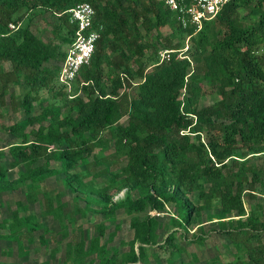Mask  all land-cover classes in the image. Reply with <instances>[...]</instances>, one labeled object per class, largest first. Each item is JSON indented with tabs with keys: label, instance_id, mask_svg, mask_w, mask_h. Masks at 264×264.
<instances>
[{
	"label": "trees",
	"instance_id": "trees-1",
	"mask_svg": "<svg viewBox=\"0 0 264 264\" xmlns=\"http://www.w3.org/2000/svg\"><path fill=\"white\" fill-rule=\"evenodd\" d=\"M80 2L95 8L103 29L68 91L58 82L65 50L21 24L50 12L59 30L65 29L57 38L67 46L76 28L67 10ZM176 22L159 0H0V117L6 96L10 109L23 114L14 123L1 124L14 141L7 150L0 149V193L22 188L27 203H18L17 209L27 210L37 201L45 177L60 174L66 188L86 199L84 207L75 204L68 210L65 202L43 191V213L58 220L64 234L63 219L86 216L91 203L104 215L87 246L79 236L67 244L64 259L36 264H67L68 259L79 264L86 258L87 264H146L147 247H153L154 259L164 253L165 264H175L184 252L175 238L185 239L176 228L187 232L191 225L202 227L203 215L216 223L213 230L226 236L233 249L231 257H214L212 264H264V213H247L243 201L245 187L254 192L264 177L263 168L248 164L256 154L264 155V0H228L197 31L178 26L189 39L184 56L176 58L174 52L159 63L157 43L177 52L184 47L173 43L171 34L159 40V30ZM10 23L17 28L11 30ZM131 59L138 61L134 70ZM5 61L9 70L2 68ZM104 77L109 89L102 84ZM205 81L219 95L209 105L200 102ZM132 85L135 94L130 97L126 89ZM12 86L27 90L20 97ZM44 91L53 96L42 97ZM28 125L32 128L26 131ZM111 147L126 161L117 170L101 155ZM101 164L92 172L90 165ZM80 165L81 170L73 171ZM10 168H17V177L7 178ZM89 176H104V184L94 187L84 181ZM123 189V196L112 198V192ZM165 203L172 204V228L164 230L160 242L158 229L166 225L148 210L162 212ZM118 209L131 216L133 234L116 245ZM233 212L237 218L231 217ZM39 227L33 214L15 211L11 221L0 222V229H7L0 239L13 241L20 250L24 238L30 242V233ZM193 241L203 243V238L195 235ZM121 245L127 249L121 252ZM196 261L192 254L191 260L179 263Z\"/></svg>",
	"mask_w": 264,
	"mask_h": 264
},
{
	"label": "rangeland",
	"instance_id": "rangeland-1",
	"mask_svg": "<svg viewBox=\"0 0 264 264\" xmlns=\"http://www.w3.org/2000/svg\"><path fill=\"white\" fill-rule=\"evenodd\" d=\"M58 21L56 16L52 15L50 12H46L42 15L35 16L33 18H25L22 22L21 26L28 25L29 29L32 33L39 37L46 43H55L59 45V49L64 51L66 49V45H63L61 40L57 38L59 35H63L65 33V29H60L57 26ZM178 23L176 22L174 25L166 24L163 26L160 32V41H164V36H168L171 34L172 42H180L184 47H182L178 52H176L180 56H184V50L188 45V36L178 27ZM153 36H155L156 32H153ZM152 36V37H153ZM150 38V37H149ZM156 55H158V51L160 49H164L161 43L156 44ZM154 48L151 47L149 49H145L146 53L153 51ZM106 54L112 56V52L110 49L106 50ZM2 68L4 70H9L11 65L9 62H1ZM129 65L134 70L138 67L137 60H130ZM104 68H106V62H103ZM134 79L133 81H135ZM102 84L108 88L106 77L103 78ZM134 84V83H133ZM59 85L56 84L54 90L59 89ZM135 85L127 88V92L130 97L135 94ZM15 89L19 96H23L27 88L22 86H12L11 90ZM109 89V88H108ZM72 90V88H71ZM70 90V91H71ZM70 92L69 94H71ZM77 94L85 98V92L78 90ZM53 96L48 94L46 91L42 93V97ZM219 99V95L217 89L214 88L208 81L203 83L202 88V96L200 99L201 104L209 105ZM67 103V101H66ZM66 107V106H64ZM35 112H38L35 110ZM23 117L21 111H14L9 107V98L6 96L5 98V106L3 109V114L0 117V149L7 150L8 144L14 141V138L7 134L1 124L6 123H14L20 120ZM126 117H122L121 122H125ZM36 126V125H34ZM32 126L28 125L26 127V131H29ZM98 150H96V153ZM106 157V160L110 162L111 169L117 170L119 167L125 164V158L122 156H115L113 153V148H109L107 153H101ZM7 155L5 156L6 163L8 162ZM90 160V158H88ZM249 165L254 166L255 168H263L264 169V155L256 154L251 157L248 162ZM52 166L57 167L56 162H52ZM103 167V164L97 167H93L90 165L92 172ZM83 168L82 165L76 167L73 171H79ZM8 179H13L17 177V168H10L6 173ZM85 182L90 181L94 187H99L104 184V176L93 177L89 176L84 179ZM264 177L256 183L257 188L254 192H250L247 187H245L243 194V201L246 212L249 213L252 210L261 211L264 213ZM43 191H46L53 199H59L62 202L66 203V208L68 210L73 209L75 204L80 206L81 208L85 206V196L81 192H73L70 189L66 188L62 182L60 174H49L45 177V179L41 182V188L37 190V201L29 204L27 210L17 209L19 207L18 203L26 204L27 200L25 198L24 192L22 188L16 189L14 191H10L8 193H0V222L3 219L8 221L12 220L13 213L18 211L20 215L24 214H33L40 225V227L30 233L31 241L27 242L26 238H24V243L22 249H18L17 245L11 240L0 239V263L1 264H36L37 262H41L43 260L49 259L51 262L56 260H62L65 258L64 250L69 243L75 242L78 237L83 236L85 239V245L89 244L90 236L94 235V232L97 230V223L102 222L104 220V215L102 213L97 212V208L99 207L96 203H91L92 210L86 215L82 216L81 213L73 216L75 219L73 222H69L66 218H64L63 222L66 225L67 229H65L66 234H64V230L62 229L58 220L53 218L51 215H45L43 213L44 205H43ZM126 189H123L119 192L113 193L112 198L117 199L120 196H123ZM252 194V195H251ZM79 196V200H75V196ZM91 195V194H90ZM193 199H195V195H189ZM195 201V200H194ZM148 212H153L154 216H156L160 223L166 225L163 228H159V240L165 238L164 230H171L170 224V216H172V204L165 203V210L162 212H157L154 210H148ZM231 217L237 218L235 212L231 214ZM90 218H92L90 220ZM130 218L131 216L126 214L123 209H118L115 213V220L119 223V231L115 235L113 243L118 245L121 241H128L133 234V231L130 227ZM203 221L202 227H198L195 225H191L187 227V232H184L182 228H176L178 233L185 234V239L178 236L175 238V242L181 245L184 248V252L180 255V257H176L174 263L180 264L179 262L183 260L184 262L191 260L192 254L196 255L197 261L195 264H212V260L214 257H218L220 260H223L225 257H231L233 249L228 242V238L213 229L216 228V223L207 222L206 215H203L201 218ZM72 223V224H71ZM112 230V227L107 228L106 232ZM83 231V232H82ZM1 234H6L7 229L1 228ZM64 236H63V235ZM195 235H200L203 238V243H198L193 241ZM255 243V241H252ZM264 242V238L262 239ZM127 249V246H120V251H124ZM149 258L146 264H165V256L166 254L161 253V257L159 259H154L151 255L154 251L153 247L146 248ZM88 258L85 261L79 264H87ZM67 264H72L71 260H67ZM220 264V263H217Z\"/></svg>",
	"mask_w": 264,
	"mask_h": 264
},
{
	"label": "built area",
	"instance_id": "built-area-1",
	"mask_svg": "<svg viewBox=\"0 0 264 264\" xmlns=\"http://www.w3.org/2000/svg\"><path fill=\"white\" fill-rule=\"evenodd\" d=\"M171 11L181 28L193 27L194 31L201 28L203 21L213 18L228 0H159ZM70 22L76 25L74 37L65 49L63 61L58 71V82L70 91L80 68L87 64L93 54L96 42L100 38L103 26L96 22L95 8L89 2H80L67 10ZM14 30L17 25L10 23ZM174 49H160L159 63L171 58ZM176 58L183 56L176 55ZM153 214V212H150Z\"/></svg>",
	"mask_w": 264,
	"mask_h": 264
}]
</instances>
